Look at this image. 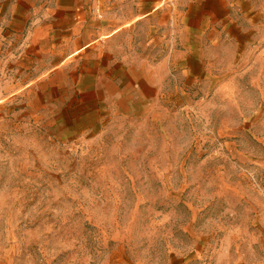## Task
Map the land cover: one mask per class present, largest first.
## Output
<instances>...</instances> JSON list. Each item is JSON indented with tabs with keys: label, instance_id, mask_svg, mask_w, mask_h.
Masks as SVG:
<instances>
[{
	"label": "rangeland",
	"instance_id": "rangeland-1",
	"mask_svg": "<svg viewBox=\"0 0 264 264\" xmlns=\"http://www.w3.org/2000/svg\"><path fill=\"white\" fill-rule=\"evenodd\" d=\"M234 1L264 54V0ZM192 69L2 68L0 264H264V87Z\"/></svg>",
	"mask_w": 264,
	"mask_h": 264
},
{
	"label": "crops",
	"instance_id": "crops-1",
	"mask_svg": "<svg viewBox=\"0 0 264 264\" xmlns=\"http://www.w3.org/2000/svg\"><path fill=\"white\" fill-rule=\"evenodd\" d=\"M234 7V0H0V89L2 68L72 66L107 68L112 80L120 68L123 80L154 92L170 74L194 78L192 68H217L225 94L264 87V54L243 50ZM261 230L250 226L251 250Z\"/></svg>",
	"mask_w": 264,
	"mask_h": 264
}]
</instances>
